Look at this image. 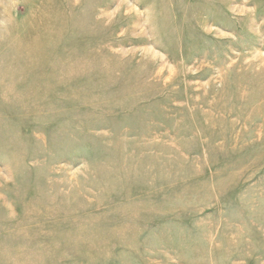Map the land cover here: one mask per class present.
I'll list each match as a JSON object with an SVG mask.
<instances>
[{
	"label": "rangeland",
	"instance_id": "1",
	"mask_svg": "<svg viewBox=\"0 0 264 264\" xmlns=\"http://www.w3.org/2000/svg\"><path fill=\"white\" fill-rule=\"evenodd\" d=\"M0 264H264V0H0Z\"/></svg>",
	"mask_w": 264,
	"mask_h": 264
}]
</instances>
